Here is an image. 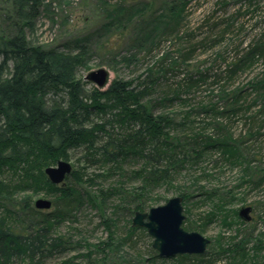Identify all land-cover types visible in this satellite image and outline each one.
Here are the masks:
<instances>
[{
	"label": "trees",
	"instance_id": "obj_1",
	"mask_svg": "<svg viewBox=\"0 0 264 264\" xmlns=\"http://www.w3.org/2000/svg\"><path fill=\"white\" fill-rule=\"evenodd\" d=\"M9 1L13 5L15 23L12 24L15 25V31L0 32V264H99L91 260L92 252L95 250L99 254V251L109 249L110 244L101 243L103 247L100 249L99 244L96 247L88 243L83 245L82 242H73L72 237L57 233V228L67 220L78 222L76 213L83 209L84 204L104 213L106 201L114 199V202L118 201L112 207L114 211L134 215L146 211L148 201L154 200L151 194L161 186L170 185L174 175L183 170L186 164L192 169V166L202 162L205 156L214 155V152L220 160L232 165L244 161L236 142L229 141V134L216 139L205 135L207 127L213 123H206V127L198 129L197 123L194 126V120L189 119L187 124H176L168 114H153L155 105L181 100L180 88L177 91L170 90L169 86L163 88V97H159L152 106L147 103V97L151 95L157 80L147 84L114 79L104 91H88L85 88L88 82L76 78V70L87 58L82 40L75 41L78 49L75 55L30 44L23 27L17 28V25H30L39 15L42 0ZM182 1L185 2L182 4ZM173 2L179 10H170L171 17L162 23L164 26L160 35L156 34L157 37L164 38L181 29L184 10L181 8L187 5V1ZM178 11L181 14L173 17ZM155 28L151 26L147 31H140L132 39L135 45L131 47L144 49L145 42ZM225 31L227 29L222 33ZM193 36V33L185 34L188 43L194 39ZM222 40L216 36L210 45ZM260 40L262 42L258 44L246 45L242 56L236 51L232 67H227L217 75V79L231 80L243 67L251 65L255 57L264 56V32ZM204 41L198 44L202 45ZM196 46V43L191 45L192 50L187 53L186 60L192 56L190 54ZM161 78L158 80H165V77ZM160 81L158 86L165 85L163 82L160 85ZM199 82L204 81H192L191 85ZM226 84H222L221 92L225 93ZM239 97L240 93L233 94L234 103L238 102ZM238 108L219 111L199 103L196 112L192 109L187 115L210 113L213 120L219 115L229 120V112H235ZM228 130H232L230 126ZM71 152L79 154L75 168H72L62 185L50 183L44 169L55 165L58 160L68 161ZM136 165L140 167L136 168ZM92 167L103 168V173L88 176L87 171ZM111 177L115 179L112 186H99L100 181L106 182ZM133 181L138 185L127 190L124 184ZM262 182L260 180L259 184ZM91 186H97V191H92L89 188ZM41 190L53 196L51 211L36 209L27 199L20 197L25 191ZM186 192L179 194L183 201L190 198ZM203 195L208 200H218L213 207L218 215L210 213L206 217L207 222L215 217L220 219L229 216L231 212L225 206L231 198L224 199L217 190ZM234 215L237 217L236 212ZM101 224L112 241L116 230L114 220L103 218ZM240 224L244 223L240 221ZM128 227L127 237L118 238L121 246L129 241L134 244L130 238L138 228H133L131 221H128ZM251 238L250 235H244L222 252L231 253L233 264H240L247 258L245 246ZM120 245L116 246L115 243L114 248ZM263 247L264 244L259 243L253 246V250L257 252ZM75 249L88 251L78 257L51 263L52 259L65 256ZM205 253L201 256L180 255L175 259L196 258L203 264L207 262L205 258L211 257L209 251ZM79 258H83V262L80 263ZM99 262L102 264L104 261L100 259Z\"/></svg>",
	"mask_w": 264,
	"mask_h": 264
},
{
	"label": "rangeland",
	"instance_id": "obj_2",
	"mask_svg": "<svg viewBox=\"0 0 264 264\" xmlns=\"http://www.w3.org/2000/svg\"><path fill=\"white\" fill-rule=\"evenodd\" d=\"M173 1L42 0L38 17L28 26L19 23L17 28L23 27L24 35L30 44L54 49L57 52L75 55L78 50L75 41L82 40V44L86 46L87 58L85 57L84 64L76 70V78L86 82L84 77L100 68L106 69L109 74L107 85L102 88H97L87 81L85 88L88 91L92 89L104 91L114 79L147 84L151 80L153 82L157 80L154 82L151 95L147 97L149 105L156 104L168 86L172 91L180 88L182 93H179L181 100L155 105L153 114H168L176 124L184 122L187 124L191 119L195 121L194 126L197 123L198 129L206 123H213L207 127L205 135L215 139L229 134V141L236 142L243 162L232 165L220 160L218 154L214 152V155L205 156L202 162L192 166V169L186 164L183 170L174 175L173 180L169 182L170 185L161 186L151 194L154 200L148 201L149 207L144 212L152 207L161 206L168 199L187 191L186 194L188 193L190 198L182 202L185 216L183 228L198 232L210 240L206 251H209L208 255L211 257L205 258L208 263L202 262L203 264H233L231 253L222 251L241 240L244 235H250L252 238L245 246L247 258L240 264H264V247L257 252L253 250L254 245L264 244V56L255 57L256 60L251 65L243 67L231 80L217 79V75L224 72L227 67H232L236 51L242 56V50L246 45L262 42L260 39L264 32V0H186L187 5L181 8L184 9L181 29L167 37H157L156 34L160 35L164 26L162 23L171 17L170 10L178 9L173 5ZM183 2L185 1H182V4ZM12 9L11 1L0 0V32L15 31V25L12 24L15 23V15ZM179 13L178 11L173 17ZM113 16L116 17L111 23ZM151 26L156 28L145 42L144 49L137 50L131 47L135 45L132 39L140 31H147ZM225 29L227 31L222 33ZM186 33L194 34L192 37L194 39H191L190 43L187 42ZM216 36L223 40L213 46L210 45ZM205 39L207 40L204 41ZM199 41L204 43L200 45ZM194 43L197 46L194 52H191L192 56L186 60L187 53L192 50L191 45ZM159 77H165V80L160 81ZM199 79L204 82L191 85L192 81L197 82ZM159 81L160 85L162 82L165 85L158 86ZM225 83L227 84L224 93L221 91L222 84ZM234 93L235 95L240 93L237 103L232 99ZM199 103L207 108L215 107L219 111L239 107V110H235L239 113L232 115L235 112H229V120H224L220 115L213 120L210 113L187 115L192 109L196 112ZM228 126L232 130H228ZM78 156V153H70L71 159L68 162L72 168H75ZM139 167L140 165H136V168ZM244 169L247 170L246 174ZM99 172L103 173V168L92 167L88 169L87 175ZM260 180L263 181L262 184H259ZM114 182L115 179L111 177L106 182L100 181L99 186L108 188ZM124 185L128 190L136 187L138 183L133 181ZM89 188L97 191V186ZM214 190H217L224 199L231 198L225 206L231 213L228 217L227 215L220 219L215 217L207 222L206 217L210 213L218 215L213 209L218 200H208L203 194ZM41 191H25L20 197L23 196L32 205L38 198L52 200L53 196L47 195L45 190ZM117 203L118 201L114 202V199L106 201L104 213H99L97 209L84 204L83 209L76 213L78 222L67 220L57 228V233L72 237L73 242H82L83 245L88 243L96 247L99 244L100 249L103 247L101 243L110 244L109 249L102 248L104 251H99V254L95 250L92 252L91 260L99 264L100 259L104 261L102 264H200L201 260L196 258L178 260L175 259L176 256L155 257L158 254L151 247L153 239L143 228H138L130 238L134 244H130L129 241L121 246L118 238L127 237L128 221L132 220L133 215L120 210L114 211L112 207ZM247 206L251 208V219L244 222L238 217V211ZM52 209L53 207L44 211ZM234 212L237 213V217ZM107 217L112 218L116 225L112 241L101 224L102 219ZM240 221L244 224L241 225ZM257 240L261 242L257 243ZM115 243L116 246L120 245L116 249ZM88 250H72L65 256L52 259L51 263L78 257L86 254ZM211 258L213 260L215 258V261L213 262ZM78 260L80 263L83 262V258Z\"/></svg>",
	"mask_w": 264,
	"mask_h": 264
},
{
	"label": "water",
	"instance_id": "obj_3",
	"mask_svg": "<svg viewBox=\"0 0 264 264\" xmlns=\"http://www.w3.org/2000/svg\"><path fill=\"white\" fill-rule=\"evenodd\" d=\"M136 1V0H132ZM108 71L104 68L88 73L84 80L93 83L97 88L107 85ZM72 172V165L65 160H58L53 166L44 169L48 181L54 185H62ZM183 199L180 196L170 198L165 204L150 208L147 212H136L131 220L133 228H143L152 237L151 247L159 257L172 258L179 255H203L210 240L198 232L183 228ZM52 206L49 199L38 198L34 207L48 210ZM250 207H242L238 217L244 222L251 219Z\"/></svg>",
	"mask_w": 264,
	"mask_h": 264
},
{
	"label": "flooded vegetation",
	"instance_id": "obj_4",
	"mask_svg": "<svg viewBox=\"0 0 264 264\" xmlns=\"http://www.w3.org/2000/svg\"><path fill=\"white\" fill-rule=\"evenodd\" d=\"M195 256H197V255H195ZM200 256V255H199Z\"/></svg>",
	"mask_w": 264,
	"mask_h": 264
}]
</instances>
